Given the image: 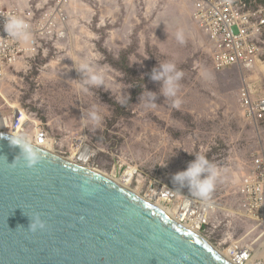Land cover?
Masks as SVG:
<instances>
[{
  "label": "rangeland",
  "instance_id": "374dc122",
  "mask_svg": "<svg viewBox=\"0 0 264 264\" xmlns=\"http://www.w3.org/2000/svg\"><path fill=\"white\" fill-rule=\"evenodd\" d=\"M189 4L0 0V36L8 58L0 80V115L11 120L15 107L26 111L45 128L55 156L63 160L111 178L135 168L126 187L141 198L154 186L178 189L173 174L185 170L195 154L206 155L224 179L210 200L228 209L234 184L254 158H264V120L249 116L241 99L244 88L253 100L264 98V51L253 68L215 69ZM8 16L29 25V41H16L6 31L2 36ZM178 30L183 45L175 38ZM159 61L174 63L184 75L176 98L158 96L148 107L139 97L145 90L159 93L160 82L149 78ZM83 63L103 75V86L83 82L76 70ZM173 99L181 101L179 108L172 107ZM93 109L102 117L99 126L82 118ZM178 190L191 194L187 187Z\"/></svg>",
  "mask_w": 264,
  "mask_h": 264
},
{
  "label": "water",
  "instance_id": "95a60500",
  "mask_svg": "<svg viewBox=\"0 0 264 264\" xmlns=\"http://www.w3.org/2000/svg\"><path fill=\"white\" fill-rule=\"evenodd\" d=\"M0 133V264H231L101 174L44 151L33 168ZM39 214L46 228L28 231Z\"/></svg>",
  "mask_w": 264,
  "mask_h": 264
},
{
  "label": "built area",
  "instance_id": "2783aa9c",
  "mask_svg": "<svg viewBox=\"0 0 264 264\" xmlns=\"http://www.w3.org/2000/svg\"><path fill=\"white\" fill-rule=\"evenodd\" d=\"M188 5L194 22L207 39L215 69L222 71L233 67L253 68L264 51V0H183ZM5 37V30H3ZM5 41L0 36V80L8 58ZM15 64L14 58L9 61ZM242 104L248 115L264 120V98L253 100L247 88L242 91ZM25 112H17L4 128L11 132L22 126L39 147L48 142V133L33 118L24 121ZM27 113V112H26ZM8 122V121H7ZM36 125L35 132L30 129ZM8 127V128H7ZM21 132V133H22ZM218 184H222L220 171ZM229 175V172H226ZM238 185V186H237ZM234 186V198L228 209L222 203H207L182 194L173 185L154 186L145 195L172 212V219L182 227L197 232L231 264H264V158H254L249 172Z\"/></svg>",
  "mask_w": 264,
  "mask_h": 264
},
{
  "label": "clouds",
  "instance_id": "9594fccd",
  "mask_svg": "<svg viewBox=\"0 0 264 264\" xmlns=\"http://www.w3.org/2000/svg\"><path fill=\"white\" fill-rule=\"evenodd\" d=\"M4 30L11 37L19 42H27L31 39L29 25L16 16H8L4 25ZM176 40L179 44L185 43V37L182 30L176 32ZM76 70L82 74V80L86 85L103 86L104 77L101 73L95 71L87 63L80 64ZM183 72L178 70L176 65L171 62L159 61L158 66L153 67L150 73V79L154 82H160L159 93L145 90L139 97L140 103L143 102L148 107H154L158 96L165 99L176 98L179 90V81L183 78ZM145 93L147 97L145 99ZM181 101L173 99L172 107L179 108ZM83 119L90 121L94 126H99L102 117L95 109L90 110ZM13 145H18L21 149L14 165L19 164L21 160L28 168L35 167L44 159V151L35 142L34 137L27 132L17 134L12 138ZM220 179V172L217 166L210 161L206 155L195 154V159L191 161L185 170L179 171L172 176V181L178 186V189L187 187L191 196L207 203L215 191L216 183ZM45 220L39 215L31 218L28 231L36 232L46 228Z\"/></svg>",
  "mask_w": 264,
  "mask_h": 264
},
{
  "label": "bare ground",
  "instance_id": "6f19581e",
  "mask_svg": "<svg viewBox=\"0 0 264 264\" xmlns=\"http://www.w3.org/2000/svg\"><path fill=\"white\" fill-rule=\"evenodd\" d=\"M264 67V66H263ZM263 70H264V68H263ZM16 108V110H17V112H19V110L17 109L18 107H15ZM21 111H23V110H21ZM29 118H31L26 112H25V118H24V121H27ZM8 121V122H7ZM6 125H10V120L9 119H7V118H4L3 116H1L0 115V133L1 132H3V130H6L4 127L6 126ZM8 128V127H7ZM23 131V128H22V126H20V127H18V128H14L10 133L9 132H5V133H7V134H9V135H12L13 137H15L17 134H19V133H21ZM40 148H42L43 150H45L47 153H49V154H51V155H55V152H54V149H53V145H52V143H51V141L48 139V142H47V145L46 146H44V147H40ZM90 159H87V160H83V159H81V158H78V160L77 161H80V162H88ZM68 161H70L69 159H68ZM70 162H73V161H70ZM76 163V162H75ZM77 164H79V163H77ZM81 165V164H80ZM82 166H84V165H82ZM85 167V166H84ZM86 168H88V167H86ZM89 169H91V168H89ZM91 170H93V169H91ZM93 171H95V170H93ZM95 172H97V171H95ZM97 173H99V172H97ZM99 174H101L102 176H104V177H107L108 179H110L111 181H113L115 184H117L118 186H120V187H122V188H125V189H127V190H130L129 188H127L126 186H128L131 182H132V180L135 178V176H136V169L135 168H131V169H129V170H126V171H124V173H122V174H118V175H116V176H112V178L111 177H109V176H106V175H104V174H102V173H99ZM114 175V174H113ZM135 196H137V197H139V198H141L134 190H130ZM142 200H144V202H147V203H149V204H151V205H153V206H155V207H157V208H159L161 211H163L166 215H168L170 218H172V212L169 210V209H166V208H164V207H162L161 205H158V203H153L152 201H150V200H148V199H145V198H141ZM196 235H198V233L197 232H194Z\"/></svg>",
  "mask_w": 264,
  "mask_h": 264
}]
</instances>
